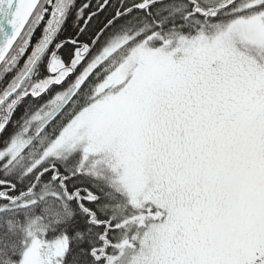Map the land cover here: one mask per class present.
<instances>
[{"label": "snow or ice", "instance_id": "6c2138e0", "mask_svg": "<svg viewBox=\"0 0 264 264\" xmlns=\"http://www.w3.org/2000/svg\"><path fill=\"white\" fill-rule=\"evenodd\" d=\"M0 264H264V0H0Z\"/></svg>", "mask_w": 264, "mask_h": 264}]
</instances>
